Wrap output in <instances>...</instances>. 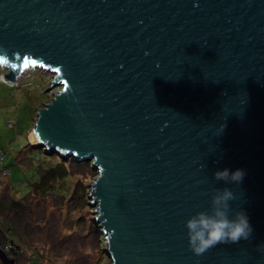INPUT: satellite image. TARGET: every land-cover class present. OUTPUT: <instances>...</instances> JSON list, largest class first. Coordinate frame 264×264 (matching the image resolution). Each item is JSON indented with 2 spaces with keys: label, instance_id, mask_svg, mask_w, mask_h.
<instances>
[{
  "label": "water",
  "instance_id": "95a60500",
  "mask_svg": "<svg viewBox=\"0 0 264 264\" xmlns=\"http://www.w3.org/2000/svg\"><path fill=\"white\" fill-rule=\"evenodd\" d=\"M30 68L59 90L28 141L91 163L111 264H264V0H0V80ZM224 187L251 236L195 256L184 222Z\"/></svg>",
  "mask_w": 264,
  "mask_h": 264
},
{
  "label": "rangeland",
  "instance_id": "374dc122",
  "mask_svg": "<svg viewBox=\"0 0 264 264\" xmlns=\"http://www.w3.org/2000/svg\"><path fill=\"white\" fill-rule=\"evenodd\" d=\"M51 80L38 68L28 69L14 85L0 80V149L8 152L3 167L9 173L4 177L0 170V249L6 246V227H13L20 250L12 256L3 251L15 264H30L34 253L41 264H111L94 222L96 207L84 199L97 175L90 162L69 163L71 177L58 188L65 194L27 195L37 178L29 166L36 154L24 137L33 109L28 97L35 99V107H43L59 90L45 92ZM8 119L18 121L16 129L6 127ZM13 200L18 201L15 206Z\"/></svg>",
  "mask_w": 264,
  "mask_h": 264
},
{
  "label": "clouds",
  "instance_id": "9594fccd",
  "mask_svg": "<svg viewBox=\"0 0 264 264\" xmlns=\"http://www.w3.org/2000/svg\"><path fill=\"white\" fill-rule=\"evenodd\" d=\"M245 172L242 169L230 171L225 168L213 174V180L224 184H239ZM236 199L228 188L212 190L207 211H200L190 216L185 222L187 245L189 250L200 256L219 244L237 243L248 240L252 227L243 211H233L231 202Z\"/></svg>",
  "mask_w": 264,
  "mask_h": 264
},
{
  "label": "trees",
  "instance_id": "16d2710c",
  "mask_svg": "<svg viewBox=\"0 0 264 264\" xmlns=\"http://www.w3.org/2000/svg\"><path fill=\"white\" fill-rule=\"evenodd\" d=\"M28 99L31 105H33V109L31 111L32 117L30 118L28 122V126L24 130V137L26 141V147L28 149L34 150L36 154L35 157H32L30 159L31 164H29V166H31V170H33L32 172H34V174L36 173L35 177L37 178H36V181L31 185V190L28 192L27 195L35 193V194L45 196L47 194L54 193L55 191L63 195L65 194L64 193L65 190H62L61 188L58 189V188L61 187L60 185L69 181L71 177L70 170H69V163L74 162V159L73 158L66 159L62 156H59L55 152H47L44 149L34 147L29 143L27 136H28L29 130L33 126L35 112L39 108V106L37 107L34 106L35 99H31L30 97H28ZM41 105L43 106L44 104H41ZM5 124L8 129L12 130V129H16L18 121L15 119H8L6 120ZM7 153H8L7 151L0 149V165L2 164V166L0 167V170H1L2 176L4 177L9 175V173L7 172V169L3 167V162L7 156ZM86 197L87 196L84 195V199ZM17 202L18 201L13 200V203H12L13 206H15ZM96 226L97 228L99 227L98 225ZM5 234L7 236L6 237L7 241H6V246L3 248V250L6 251V249L10 248L8 255L12 256V255L17 254L20 250V247L18 246L16 236L13 233V227L12 228L6 227ZM100 240H101L100 242L104 243L103 239H100ZM37 256L38 255H36V253L32 255L30 259V264H41Z\"/></svg>",
  "mask_w": 264,
  "mask_h": 264
},
{
  "label": "built area",
  "instance_id": "2783aa9c",
  "mask_svg": "<svg viewBox=\"0 0 264 264\" xmlns=\"http://www.w3.org/2000/svg\"><path fill=\"white\" fill-rule=\"evenodd\" d=\"M54 94V93H53ZM10 249V248H9ZM9 249H6V253L9 252ZM8 254V253H7Z\"/></svg>",
  "mask_w": 264,
  "mask_h": 264
}]
</instances>
